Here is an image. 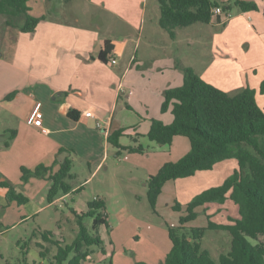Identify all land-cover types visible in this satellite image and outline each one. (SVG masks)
Wrapping results in <instances>:
<instances>
[{"label": "rangeland", "instance_id": "1", "mask_svg": "<svg viewBox=\"0 0 264 264\" xmlns=\"http://www.w3.org/2000/svg\"><path fill=\"white\" fill-rule=\"evenodd\" d=\"M249 1L263 3L261 2L263 0ZM28 3L32 8V15L37 18L44 17L50 24L57 23L56 21L75 24L74 27L78 30L91 29L99 35L110 33L109 29L112 31L114 29L118 30L114 35L115 39L120 41L125 40L127 31L117 28L119 19L115 16L112 29V23L108 24L110 10L118 9L123 3H127L129 18L136 27L131 37V40L135 39V43H131L128 56L119 60L120 64H124L131 56L136 57L134 68L150 62L147 70H152L163 61L176 58L182 73V68H196L201 77V74L212 65L216 49L222 42L221 31L224 27L203 23L177 29L176 38L172 39L159 25V0H29ZM231 10L235 19L239 21V27L235 31L241 32L238 35L239 41L236 40L237 49L241 56L246 57L248 53L254 52L252 48L258 50L262 47L261 42L257 40L259 35L254 25L256 22L253 24L250 22L252 20L248 18L252 16L243 17L245 14L238 7ZM254 13L259 15L257 12ZM261 13L264 15L263 11ZM92 15L102 18L103 29L95 28L102 22H96ZM5 22L6 17L0 15V83L9 86V83L25 79L24 73H31V69L26 59L29 55L28 36L18 29L7 28ZM43 23L41 27H44ZM231 40L233 39L228 38L226 41ZM180 61L186 66L182 67ZM219 75L221 74L216 73L208 77L218 79ZM113 83L115 87L123 84L126 89L133 92V95L130 93L122 95L118 109L113 113V128L118 130L134 128L136 133L122 136L120 147H117L110 142L107 146L99 143L98 137L93 133L100 131L96 121L92 122V132L90 131L88 136L87 132L80 129L78 134H81L74 140L75 149L71 157L73 177L67 180L72 188H76L74 192L67 196L61 194L50 204L47 197L52 186L51 181L32 177L28 182H24L19 165L16 169L8 171L6 179L0 176V182H10L30 201L28 206L19 205L15 201L9 203L6 189L0 188V224L3 225V233L0 234V264H23L22 247L29 246V253L35 249L38 251L34 244L36 239L32 238L33 234L40 238V232H53L57 240L71 244L78 229L73 210L77 213L86 212L88 204L96 199L105 202L104 213L107 215L108 227L102 226L98 231L105 253L101 248L92 246L93 254L84 264H162L173 247L169 238V227L180 226V219L187 215L188 204L197 195L207 189L221 186L237 170V161L227 160L219 163L211 171L170 181L165 185L156 207L153 208L148 198V179L151 175H156L165 164L176 163L185 157L191 151V144L188 138L178 137L171 147L161 146L151 142L147 137L154 119L148 114L146 102L153 97L156 88L155 81L149 75L134 70L126 79L118 74ZM97 85L101 84L93 83L88 89H83L91 98L92 110L102 102L98 98L94 100V97L100 95L103 98L109 97L106 85L99 86L104 90L103 94L94 95L92 90ZM242 91L243 88L229 94L234 96ZM263 95L260 94V97ZM125 96L135 97L138 100L136 107L127 105ZM7 97L8 95L5 99ZM258 102L263 104L262 98ZM150 106L153 110V100ZM167 115L171 120L167 125H170L173 116L171 112ZM3 122L4 117H1L0 127L3 126ZM0 134L3 132L0 131ZM10 136L11 132L7 134L8 138ZM135 146H142L145 149L144 154L130 152L129 149ZM2 149L7 150L5 147ZM18 153L16 149L2 151L1 163ZM34 205L38 210L35 216L32 213ZM232 205L239 216V208L234 203ZM177 206L181 208L179 211L175 210ZM203 210L198 209L200 213ZM227 212L233 214V211L225 212V208H222L221 213L214 217L215 220L230 222L226 218ZM84 224L90 235H94L93 220L85 218ZM187 227L189 229L208 227V218L201 213L198 219L190 222ZM230 244V235L224 231H207L202 239V247L209 250L215 259L227 253ZM46 247L49 252L45 264H50L56 254V247L45 243ZM28 261L29 264H33L32 259L29 258Z\"/></svg>", "mask_w": 264, "mask_h": 264}, {"label": "trees", "instance_id": "2", "mask_svg": "<svg viewBox=\"0 0 264 264\" xmlns=\"http://www.w3.org/2000/svg\"><path fill=\"white\" fill-rule=\"evenodd\" d=\"M29 0H0V15L6 17V27L18 29L21 33H33L45 19L31 15ZM159 25L167 31L172 39L176 30L196 23L210 24L214 17L213 10L221 8L228 13L233 7L241 12L259 11L256 2L230 0L223 3L218 0H159ZM264 14V9H263ZM114 45L106 41L99 58L107 62ZM183 69L184 83L180 87L164 91L162 112L169 110L173 115L170 125L154 119L147 137L151 142L170 147L176 137L188 138L191 151L176 163L165 164L156 175L147 181L148 198L153 208L165 185L170 181L189 178L199 172L211 171L219 163L236 160L238 168L221 186L207 189L197 195L187 206V215L180 219L179 227H169L172 250L162 264H264V108L259 105L257 94H264V80L259 90L245 88L232 96L229 93L204 81L193 68ZM17 92L8 95L12 100ZM69 116L77 120L75 111ZM124 130L115 131L108 138L114 146L120 147V138ZM16 136L11 131L10 141ZM10 142L6 143L8 147ZM130 152L143 154L142 146L131 147ZM73 161L67 158L59 164V170L39 165L31 170L21 168L22 181L30 178L49 180L52 186L47 200L52 204L59 195L72 192L67 180L71 179ZM0 188L7 191V201L25 205L29 199L17 193L8 181L0 182ZM232 202L239 208L237 218L229 217L228 224H216L208 217V227L188 228L187 225L198 219L199 208L211 204L223 205ZM181 208L175 207L176 211ZM105 202L96 199L88 204L86 212L77 213L76 237L71 244L56 239L50 231L40 232L36 239L39 256L48 258L49 249L45 243L56 247V254L50 264H84L92 256V246L103 248L99 237V228L108 227L107 215L104 213ZM206 213V212H205ZM85 218L93 220L94 235H90L84 224ZM3 225L0 224V233ZM188 231H182L187 230ZM207 231H224L231 237L230 250L213 258L211 252L202 247V239ZM254 241V243L252 242ZM105 253L104 249H102ZM29 246L22 247L23 264H29ZM146 264V263H137Z\"/></svg>", "mask_w": 264, "mask_h": 264}, {"label": "crops", "instance_id": "3", "mask_svg": "<svg viewBox=\"0 0 264 264\" xmlns=\"http://www.w3.org/2000/svg\"><path fill=\"white\" fill-rule=\"evenodd\" d=\"M218 1L226 3L230 0ZM261 2L264 3V0ZM260 4L258 3L259 11H255L259 15L254 12L243 13L245 14L243 17L252 16L248 18L252 20L250 21L252 24L256 22L254 25H256V33L259 35L257 40L262 44V47H259L258 50L252 48L254 52L252 54L248 53L246 57L241 56L240 51L237 49L238 35L241 32L235 31L239 27V21L235 19L232 10L228 11L232 16L231 19L225 20V17L219 16L215 17L210 23L213 26L224 27V30L221 31V46L216 49L217 53H215L216 56L212 65L201 74L204 81L227 93H235L247 87L259 90L264 80V15H261L264 4ZM127 6V3H123L118 9L113 8V10H110L111 15L108 23H112L111 27L113 29L116 20L114 16L119 19L117 28L127 31L124 41L115 39L114 35L118 30L113 29L112 31L109 29L110 33L105 32L104 35H99L91 29L78 30L74 27L75 24H65L56 20L57 23L50 24L49 21H46V18L43 21L47 23L42 21L33 33L25 34L28 36L29 41V55L26 59L31 73L25 74L23 72L25 79L21 78L20 82L16 80V82L9 83V86L0 83V119L4 117V124L0 127V131L3 132V134H0V151L7 152V150L13 149L19 151L15 157L11 156L4 163L0 161V176L2 175L4 179L8 177V171L12 168L16 169L18 165L21 168L25 167L31 170L39 165H45L53 167V172H57L59 164L67 158L71 159L73 156L74 140L81 134H78L79 130L83 129L87 132L86 136H88V133L92 132L93 121H96L97 125H101L98 127L100 131L93 133L98 137L101 145L107 146L109 136L118 130V128H113V113L117 111L122 95H128L129 93L133 95V92L126 89L123 84L115 87L113 79L118 74H121L124 79L134 70L149 75L155 81L156 88L153 97L146 102L148 114L151 119L161 120L165 124L171 123L170 117L167 115L171 111L163 113L161 110L164 91L182 86L184 75L179 70L176 58L165 60L152 70H147V65L150 62L134 68L136 61L134 56H131L130 60L124 64H120L119 58L123 59L128 56L131 43H135V39L131 40V37L136 27L129 18L130 13L127 12ZM93 17L96 22H102L95 28L103 29L102 18ZM42 23L44 27H41ZM228 38L233 40L226 41ZM106 41L113 43L114 50L108 57L107 62H103L100 60L99 55L103 51ZM136 44L138 46L139 40L136 41ZM135 49L138 48L135 47ZM113 60L116 61L115 64L112 63ZM179 63L182 64L181 61ZM181 66L186 65L182 64ZM193 69L199 75V71L196 68ZM213 69L215 70L213 71ZM216 73L221 74L218 79L208 77ZM93 83L101 84L92 90L94 95L104 93V90L99 86L106 85V91L109 90L108 98H103L101 95L100 98L94 97V100L98 98L102 101L94 110H92L91 98L83 90L88 89ZM10 92H17V94L14 99L6 100L5 96L9 95ZM59 93L60 95H58ZM125 97L127 98V105L136 107L138 100L135 97ZM257 98L258 101L262 98L263 104H260V102L259 104L264 108V95L260 97L258 93ZM151 100H153V110L150 106ZM37 102L42 104L43 129L27 123ZM70 111H75V115L78 116L77 120H73L69 116ZM87 112H92L94 116L91 118L86 117L85 113ZM11 131H16V136L10 141L7 134ZM135 133L134 128L124 130V135ZM8 142H10V145L7 147L6 143ZM3 147L7 150L2 149ZM1 152L0 156L2 155ZM75 190L76 188H72V192ZM16 191L23 194L20 190ZM29 204L30 201L25 205L28 206ZM232 206L230 201L223 205L211 204L203 207V213L210 216L216 224H228L229 222L225 221L217 222L214 217L216 214L221 213L222 208H225V212L226 210L233 211V214L227 212V219L229 217L237 218L236 209ZM36 209L37 206L34 205L32 210L34 216L38 212ZM29 258L32 259L33 264H37V262L45 264L46 260L40 258L39 250L36 249L29 253Z\"/></svg>", "mask_w": 264, "mask_h": 264}, {"label": "built area", "instance_id": "4", "mask_svg": "<svg viewBox=\"0 0 264 264\" xmlns=\"http://www.w3.org/2000/svg\"><path fill=\"white\" fill-rule=\"evenodd\" d=\"M214 13V17H219V16H223L225 17V20H229L231 19V14L230 13H225L221 8H215L213 10ZM113 64L116 63L115 60L112 61ZM85 116L88 118L93 117V113L92 112H87L85 113ZM27 123L29 125H32L34 127L37 128H42L43 129V114H42V104L40 102H37L27 120ZM101 125L98 124V127H100ZM45 131V130H44Z\"/></svg>", "mask_w": 264, "mask_h": 264}, {"label": "water", "instance_id": "5", "mask_svg": "<svg viewBox=\"0 0 264 264\" xmlns=\"http://www.w3.org/2000/svg\"><path fill=\"white\" fill-rule=\"evenodd\" d=\"M58 95H60V93Z\"/></svg>", "mask_w": 264, "mask_h": 264}]
</instances>
